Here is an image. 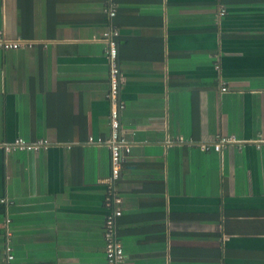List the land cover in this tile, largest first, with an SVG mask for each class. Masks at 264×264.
<instances>
[{"label":"crops","instance_id":"0c3cea01","mask_svg":"<svg viewBox=\"0 0 264 264\" xmlns=\"http://www.w3.org/2000/svg\"><path fill=\"white\" fill-rule=\"evenodd\" d=\"M106 2L0 0V33L32 43L0 48V141L50 144L0 152V264L8 230L13 264H106L111 153L88 140L111 133L110 27L124 264H264V0ZM219 135L240 143L201 149Z\"/></svg>","mask_w":264,"mask_h":264},{"label":"built area","instance_id":"2783aa9c","mask_svg":"<svg viewBox=\"0 0 264 264\" xmlns=\"http://www.w3.org/2000/svg\"><path fill=\"white\" fill-rule=\"evenodd\" d=\"M105 9L110 18H115L117 9L111 3V0H107ZM226 15V7L220 6L219 16L224 17ZM120 32L114 27H110L102 36V40L107 45V57L110 64V78H109V94L108 99L111 104L110 110V127L111 133L109 138H98L95 140L93 137L89 138V143H96L99 145H106L110 149L111 153V177L106 196L107 206L110 208V212L105 220V258L106 264H124L125 251L122 241L118 235L117 220L122 216L121 205L123 200L121 196L115 195L114 184L120 179L122 173V165L126 157L131 153V146L123 135L122 132V113L126 108L125 102L121 98V68L119 64V42ZM27 46H32V43L27 40H9L3 33H0V48L3 50H18ZM219 69V67H217ZM228 88L225 84L222 86V92H227ZM183 141V139H181ZM240 141L236 136H217L215 143L213 144H201L200 147L203 151H209L212 148L221 152L223 147L230 144H237ZM256 145L261 148L264 145V137L257 140ZM50 144L47 140L29 141L22 137L15 139L13 142L0 141V152L6 155H11L14 152H40L41 150H47ZM4 203H8L7 200H3ZM8 224L10 219L7 220ZM11 232L7 231V238L10 239ZM6 242L4 250V262L3 264H13L15 260L13 247L11 242Z\"/></svg>","mask_w":264,"mask_h":264}]
</instances>
